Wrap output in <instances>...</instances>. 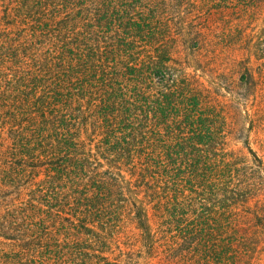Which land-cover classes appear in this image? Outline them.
<instances>
[{
    "label": "trees",
    "instance_id": "1",
    "mask_svg": "<svg viewBox=\"0 0 264 264\" xmlns=\"http://www.w3.org/2000/svg\"><path fill=\"white\" fill-rule=\"evenodd\" d=\"M214 11L241 38L264 0H0V264L262 259L264 123L175 56L220 47L195 25Z\"/></svg>",
    "mask_w": 264,
    "mask_h": 264
},
{
    "label": "rangeland",
    "instance_id": "2",
    "mask_svg": "<svg viewBox=\"0 0 264 264\" xmlns=\"http://www.w3.org/2000/svg\"><path fill=\"white\" fill-rule=\"evenodd\" d=\"M227 12L231 15V11L227 10ZM212 14L207 22L197 18L195 25L199 31L203 30L208 34V43L219 44L220 47L214 50L209 47L206 51L196 53L179 44L175 56L180 61L186 62L192 70L203 75L206 85L214 91L213 97L221 103L229 119L245 121L246 125L251 120L264 123V107L262 108L261 103L258 102L256 93L247 99L249 94L237 86L239 71L243 69V63L247 57L251 59L252 67L249 68L255 72V77H259L258 72L264 69L260 53L257 51V54L251 56L247 50L248 46L255 45L257 48L262 45L264 14L257 11L252 15L250 12L241 14L245 21L241 38L237 37L238 33L229 34L226 31L227 23L217 14V11ZM250 142L253 150L259 156H264L262 146L260 147L256 142L253 134H251ZM238 146H241V143ZM262 255V259L257 261V264H264V251Z\"/></svg>",
    "mask_w": 264,
    "mask_h": 264
}]
</instances>
